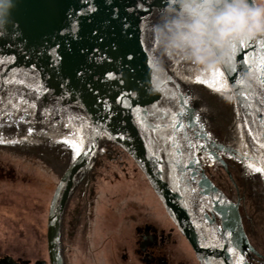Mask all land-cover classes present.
<instances>
[{"label":"water","instance_id":"obj_1","mask_svg":"<svg viewBox=\"0 0 264 264\" xmlns=\"http://www.w3.org/2000/svg\"><path fill=\"white\" fill-rule=\"evenodd\" d=\"M15 4L0 33V148L59 180L49 264H79L76 233L111 146L138 166L200 264H234L229 249L264 247V177L245 167L264 153V41L220 70L221 96L192 82L211 73L190 62L157 67L152 28L166 0ZM247 73L252 86L239 87Z\"/></svg>","mask_w":264,"mask_h":264},{"label":"rangeland","instance_id":"obj_2","mask_svg":"<svg viewBox=\"0 0 264 264\" xmlns=\"http://www.w3.org/2000/svg\"><path fill=\"white\" fill-rule=\"evenodd\" d=\"M120 151L111 146L100 163L91 220L76 233L79 264H146L142 252L133 253L136 229L148 226L164 238L155 253L159 264H198L144 174ZM58 182L34 160L0 148V258L49 264L46 222ZM101 207L107 212L99 224Z\"/></svg>","mask_w":264,"mask_h":264},{"label":"clouds","instance_id":"obj_3","mask_svg":"<svg viewBox=\"0 0 264 264\" xmlns=\"http://www.w3.org/2000/svg\"><path fill=\"white\" fill-rule=\"evenodd\" d=\"M15 7V0H0V33L12 23ZM152 32L161 70L163 58L207 73L230 70L241 45L264 41V0H166ZM252 80L247 73L237 84L250 88Z\"/></svg>","mask_w":264,"mask_h":264},{"label":"flooded vegetation","instance_id":"obj_4","mask_svg":"<svg viewBox=\"0 0 264 264\" xmlns=\"http://www.w3.org/2000/svg\"><path fill=\"white\" fill-rule=\"evenodd\" d=\"M114 147V146H113ZM106 198V197H105ZM96 199V198H95ZM104 199V198H103ZM94 200V198H93ZM103 203L105 204L106 202L103 201ZM94 204L91 206V201L88 198L84 213L82 215L81 221H80V225L86 226L87 222H89V220H91V211L90 209H94ZM116 207L113 208V210H115ZM101 212L100 214V221L99 224L101 223V221L103 220V216L106 214L107 210L104 207H101ZM169 216V215H168ZM172 222V221H171ZM173 223V222H172ZM175 226V225H174ZM46 227H47V222H46ZM176 227V226H175ZM151 227H144L141 231L139 228L136 229V234L138 237V250H134L133 254H137L138 256H140L139 253H143V260L146 264H159L156 260V250L159 249V246L164 243L163 241V236L159 233H157L154 229H150ZM86 229V227H85ZM80 230V228L78 227L77 233ZM178 230V229H177ZM179 231V230H178ZM46 232H47V228H46ZM169 237V236H168ZM186 237L183 236V241H185V243H187L188 241H186ZM256 253L254 254L253 251L248 252L243 254L245 257V260L248 264H264V256L261 253V251L259 249L254 250ZM193 256L195 258V261L200 264V262L198 261L195 253H193ZM4 257H11V256H4ZM16 264H31L30 261L25 260V261H21V260H15L13 257H11ZM2 259V258H0ZM255 262V263H254ZM45 261H37L35 264H45Z\"/></svg>","mask_w":264,"mask_h":264},{"label":"snow or ice","instance_id":"obj_5","mask_svg":"<svg viewBox=\"0 0 264 264\" xmlns=\"http://www.w3.org/2000/svg\"><path fill=\"white\" fill-rule=\"evenodd\" d=\"M244 46L245 45H241L240 48H243ZM192 82L205 84L207 87L212 89V91L219 93L221 96H224L229 91L228 81L224 78V74L219 70L211 73L209 76H205L204 73H199L195 76ZM184 103H187V100H185ZM64 142L68 143V141H64ZM73 147L75 148L77 154H79L80 152L79 145L73 144ZM260 148L264 149V142L260 143ZM244 159L245 160L248 159L247 153H244ZM258 161L259 164L246 163L245 167L249 170V173H260L261 176L264 177V153H262L258 157ZM228 235L230 236L231 232H229ZM217 246L222 247V245H217ZM229 251H231L235 256L234 264H244L243 255L239 254L238 252H235L232 249H229Z\"/></svg>","mask_w":264,"mask_h":264},{"label":"bare ground","instance_id":"obj_6","mask_svg":"<svg viewBox=\"0 0 264 264\" xmlns=\"http://www.w3.org/2000/svg\"><path fill=\"white\" fill-rule=\"evenodd\" d=\"M121 152V151H120ZM113 153V152H112ZM114 154V153H113ZM123 158V157H122ZM124 159V158H123ZM111 162V161H110ZM130 162V161H129ZM116 171V170H115ZM120 186H122V185H120Z\"/></svg>","mask_w":264,"mask_h":264}]
</instances>
